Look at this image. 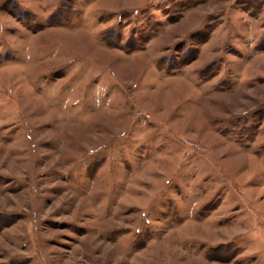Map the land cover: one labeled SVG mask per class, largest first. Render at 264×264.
Returning <instances> with one entry per match:
<instances>
[{
  "label": "rangeland",
  "instance_id": "374dc122",
  "mask_svg": "<svg viewBox=\"0 0 264 264\" xmlns=\"http://www.w3.org/2000/svg\"><path fill=\"white\" fill-rule=\"evenodd\" d=\"M0 264H264V0H0Z\"/></svg>",
  "mask_w": 264,
  "mask_h": 264
}]
</instances>
